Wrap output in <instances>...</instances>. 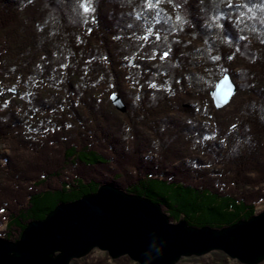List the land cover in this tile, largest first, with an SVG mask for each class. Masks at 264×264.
I'll return each mask as SVG.
<instances>
[{
  "label": "trees",
  "instance_id": "1",
  "mask_svg": "<svg viewBox=\"0 0 264 264\" xmlns=\"http://www.w3.org/2000/svg\"><path fill=\"white\" fill-rule=\"evenodd\" d=\"M225 73L241 99L226 130L210 94ZM187 85L199 105L178 106ZM0 144L3 240L105 183L172 222L249 219L264 202V0H0Z\"/></svg>",
  "mask_w": 264,
  "mask_h": 264
},
{
  "label": "water",
  "instance_id": "2",
  "mask_svg": "<svg viewBox=\"0 0 264 264\" xmlns=\"http://www.w3.org/2000/svg\"><path fill=\"white\" fill-rule=\"evenodd\" d=\"M230 73L211 90L215 108L238 92ZM118 112L128 106L114 93ZM112 259L129 256L138 264H177L182 258L224 252L242 264L264 261V210L221 229L172 222L161 204L105 183L76 201L60 203L42 220L31 221L17 241L0 239V264H71L93 250Z\"/></svg>",
  "mask_w": 264,
  "mask_h": 264
},
{
  "label": "rangeland",
  "instance_id": "3",
  "mask_svg": "<svg viewBox=\"0 0 264 264\" xmlns=\"http://www.w3.org/2000/svg\"><path fill=\"white\" fill-rule=\"evenodd\" d=\"M234 80L236 82L235 78H234ZM182 91H183V92H181L182 98L180 100V105H178V106H182V107L186 108V107L192 106L193 104H194V106L200 104V101L192 96V95L195 94V90H194V88L191 85H187L184 88V90H182ZM235 96H234V98H235ZM234 98L232 99L234 103H232L231 105L229 104V106H226L225 109L223 108V110L221 109L222 110L223 119H220V120H221V124H222V126H223V128L225 130L232 123V121L235 120V119H231V118L234 116V114L236 113V110L238 108L237 103H239L240 100H241L240 97L236 98L235 100H234ZM181 111L179 113H181L183 116H186V115L188 116V114L185 113L183 110H181ZM117 112H118V110H117ZM117 121H120V120L117 119ZM174 122L177 123L176 126L171 124V126L174 129H177V127L180 126V125H184V123H188L191 126L193 124L194 125L196 124V126H199V124H200V127L203 126V128H205V129H207L209 131L211 130V126H212L211 121H209V120H200V119L199 120L198 119H174ZM140 126L145 127L143 124H140ZM81 128H82V130L84 129L83 127H81ZM143 134H144L145 139H147V138L150 139V140L152 139V133L150 132V130H148L147 127H146L145 131L143 132ZM153 142H155L154 135H153ZM0 152L1 153H5L6 155H10V150H9V148H7V146L5 144H0ZM199 157H201V156L198 155V158ZM256 210H257L258 213L262 212L264 210V202L259 203L256 206ZM92 252H94V255H97V256L102 254V253H106V252L100 251L99 249H95ZM215 252L216 253H222V254L226 255L224 252H221V251H215ZM222 254L221 255L220 254L214 255V252H212V253H209V254H207L205 256H201V257H195V256L186 257V258H182L181 259V264H226L224 262V260H222ZM193 257L198 258V259L202 258L203 260L192 259ZM227 257L229 258V262L227 264H242V263H240L237 260L231 259L229 256H227ZM260 264H264V261L262 263H260Z\"/></svg>",
  "mask_w": 264,
  "mask_h": 264
},
{
  "label": "snow or ice",
  "instance_id": "4",
  "mask_svg": "<svg viewBox=\"0 0 264 264\" xmlns=\"http://www.w3.org/2000/svg\"><path fill=\"white\" fill-rule=\"evenodd\" d=\"M84 11H85V12L90 11L89 7L85 6V7H84ZM157 38H158V37H157ZM166 55H167V53H165V56H166ZM216 59H218V57H217Z\"/></svg>",
  "mask_w": 264,
  "mask_h": 264
}]
</instances>
